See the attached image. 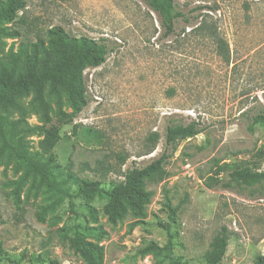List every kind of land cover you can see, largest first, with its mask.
Returning <instances> with one entry per match:
<instances>
[{
    "label": "rangeland",
    "instance_id": "374dc122",
    "mask_svg": "<svg viewBox=\"0 0 264 264\" xmlns=\"http://www.w3.org/2000/svg\"><path fill=\"white\" fill-rule=\"evenodd\" d=\"M23 1L22 20L2 24L15 35L0 36V63L9 65L18 56L22 66L28 55L38 64L53 60L38 41L48 48L54 26L110 47L100 66L83 72L86 105L76 110L64 92L57 98L45 90L52 116L59 110L76 114L54 148L68 172L122 180L123 172L163 151L167 126L196 122L201 131L175 151L168 149L169 176L145 183L150 198L144 214L128 209L116 221L104 213L107 200L96 194L75 198L72 208L63 201L44 210L52 202L49 194L31 178L21 181L23 169L15 159L1 157L0 245L14 261L0 264H83L69 246L74 225L99 229L100 235L81 236L102 248V264H204L222 226L230 237L219 264H253L264 253V180L237 183L230 172L264 171V156L257 155L264 125L252 123L253 114L264 112V0H173L190 21L179 17L166 37L147 0ZM196 6L203 8L193 11ZM202 18L216 24L217 37L191 30ZM18 102L20 109L7 113L14 132L29 154L45 159L39 147L41 107L32 92ZM152 131L160 138L146 154ZM100 164L113 169H99ZM72 187L69 179L65 188ZM151 243L157 249L141 255Z\"/></svg>",
    "mask_w": 264,
    "mask_h": 264
},
{
    "label": "trees",
    "instance_id": "16d2710c",
    "mask_svg": "<svg viewBox=\"0 0 264 264\" xmlns=\"http://www.w3.org/2000/svg\"><path fill=\"white\" fill-rule=\"evenodd\" d=\"M147 3L158 14L165 37L174 33L179 17L185 19L184 13L175 9L173 0H147ZM24 7L23 0L0 2V36L15 35L6 32L2 24L20 20L19 12ZM202 8L203 6H196L193 11L200 12ZM197 18L198 16L193 17V19ZM185 21L189 23L190 20L186 18ZM191 30L217 37L216 24L207 22L206 18H202L199 24L192 27ZM48 36V48L44 47L41 38L38 43L44 51L54 55L53 60L45 59L38 64L35 56L28 55L22 66H19L18 56L12 57V62L9 65L0 63V158L6 156L15 159L19 167L23 169L21 181L31 178L32 181H37L38 186L44 188L52 198V202L45 206L44 210L53 208L63 201L71 207L75 198L86 194H96L107 200L104 213L110 221L120 219L128 209L137 216L143 215L145 205L150 198L145 183L147 181L157 183L165 180L169 176L165 168L169 155H171L168 153V149L171 148L172 151H175L179 142L197 135L201 129L196 122L167 126L163 151L145 165L133 166L123 172L122 180L106 182L100 178L74 176L58 161L54 148L62 138L60 134L62 127L71 124L76 114L59 110L55 117L52 116L50 106L45 98V90L48 88V93L57 98L60 97L61 92H64L67 100L76 110L86 105L88 102L87 88L83 72L87 67L100 66L110 47L106 43H99L88 36L70 37L61 26L52 27L48 31ZM222 45L223 42L220 40L218 47L221 48ZM33 46L37 48L38 44L35 43ZM31 92L33 100L42 110L43 123L39 128L42 138L39 141V147L42 153L46 154L45 159L29 154L21 143L20 134L14 132V123L7 116L10 110L20 109L18 98ZM252 123L264 125V112L259 111L253 114ZM75 130L76 126L74 125L73 132ZM159 138L156 131H152L146 136V154L155 149ZM257 155L264 156V144L257 151ZM125 160V156L120 158L119 168ZM100 168L107 172L113 169L103 164H100ZM60 176H64V178L61 179ZM230 177L237 183L248 184L251 178L264 180V171H254L249 167H236L230 172ZM69 179H72L73 187L65 188L66 181ZM86 210L95 217L93 209L87 208ZM72 211L75 213L74 210ZM81 232L101 234L96 227L74 225L73 236L69 238V246L81 257L83 264H102V248L86 240L81 236ZM229 235L228 229L222 226L212 238L209 249L205 252L204 264H219L221 262L227 250ZM156 249L157 247L151 243L139 253L144 255ZM2 260L14 261L7 256L0 245V261ZM253 264H264V253L257 254L253 259Z\"/></svg>",
    "mask_w": 264,
    "mask_h": 264
}]
</instances>
